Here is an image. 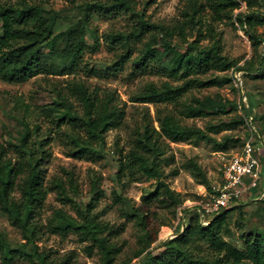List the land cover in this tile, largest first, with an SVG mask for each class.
<instances>
[{"label":"trees","instance_id":"16d2710c","mask_svg":"<svg viewBox=\"0 0 264 264\" xmlns=\"http://www.w3.org/2000/svg\"><path fill=\"white\" fill-rule=\"evenodd\" d=\"M73 1L71 0L72 3ZM198 3V0H193L192 11H183L182 21L166 26L143 19L141 13L134 11L131 0L84 2L75 6L81 10V18L75 24L59 30L56 28L58 14L45 10L42 4L31 0H0V80L23 83L41 74L73 72L79 67L81 56L88 47L86 37L93 11L104 15L125 10L131 11L136 17L135 28L128 33L105 34L108 43H117L123 49L115 66L120 67L129 60L132 73L155 71L182 81L179 85H171L168 81L159 85L146 82L130 96V101L154 105L173 103L181 107L179 111L186 118L218 119L229 115L235 110L228 100L209 96L198 98L193 95L183 99L192 89L219 86L230 81L229 77L204 79L201 75L211 70H239L235 67L237 62L234 59L221 54L220 38L212 36L213 40L209 45L199 44L197 35L200 31L196 25H201V16L206 8L210 11L212 21L230 20L234 11L244 3L246 12L236 13L234 19L244 27L254 49L263 44V50L256 60L259 69L264 66V39L255 36L253 29L264 25V10L260 11L264 8V0H204V4ZM186 28L194 29L196 38L190 42L184 40L181 46H170L169 42L174 37L185 38ZM145 34H148L147 39L141 42L137 55L131 58L134 49L132 43L142 40ZM69 91L79 102L81 113L76 112L67 98L59 93L56 95L55 107L48 111L57 112L55 124L69 145L67 155L88 157L96 146L104 143L105 133L119 126L124 112L113 103V94L109 91H105L100 97L82 81L71 82ZM246 100L248 104L243 107V112L235 111L226 121L218 120L215 124L209 122L204 129L183 125L174 113L157 110V131L151 121L142 116L136 127V140L119 159L115 177L120 180L127 175L134 179L153 180L154 188L142 196L143 201L147 204L162 203L163 207L175 214L176 208L183 204L184 199L163 181L162 165L168 163L169 157L166 156L167 149L160 138L171 142L202 141L221 152H226L229 145H233L238 146L239 151L249 136L246 117L250 116L252 126L258 129L255 142H259L262 135L257 124L258 118L252 113L247 95ZM58 106L63 109L58 110ZM21 125L22 129L15 143L9 144L13 156L8 155L5 147L0 144V211L20 231L25 242L17 248H11L0 233L1 258L7 264L20 257L25 258L28 264H70L71 255L52 256L50 250H39L35 244L40 231L36 216L46 198L43 184L44 163L50 156L47 150L50 138L48 132H41L38 124L30 126L23 119ZM233 130H243V135L231 134ZM223 131L227 132L217 139L215 135ZM187 168L198 184L210 187L211 182L206 172L195 161L189 160ZM16 179H19L18 182ZM53 187L60 199L67 198L60 181L54 180ZM71 188L75 192L73 185ZM15 190L18 191L17 198ZM99 196L100 190L93 184L91 197L84 203L83 209L77 211L76 216L63 209H55L46 224L50 233L76 235L85 244L84 251L87 255L96 253L97 264H128L137 258L140 259L138 264H264V232L241 236V248L224 238L230 232L227 227L228 215L237 211L242 219L240 206L234 204L210 219L205 226L200 224L196 211L188 216L181 231L178 228L175 237L157 244L155 242L159 226L166 224L161 222L152 230L149 227V217L138 209L132 210L125 216L134 220L137 247L128 255L125 251L126 241L119 238L121 228L101 220L93 212ZM201 243L206 245L205 250H202Z\"/></svg>","mask_w":264,"mask_h":264},{"label":"rangeland","instance_id":"374dc122","mask_svg":"<svg viewBox=\"0 0 264 264\" xmlns=\"http://www.w3.org/2000/svg\"><path fill=\"white\" fill-rule=\"evenodd\" d=\"M42 4L45 10L58 14L56 28L65 29L75 24L82 15L79 6L84 2L98 3L105 0H31ZM193 0H131L134 11L141 13L143 19L152 23H162L171 26L183 20L182 12L192 11ZM198 4H204V0H198ZM264 8L260 9V11ZM238 12H246L244 3L235 10L230 20L212 21L208 8L203 11L199 28V44L207 46L212 42V36L220 38L221 54L228 59H234L236 68L239 70L215 71L201 75V78L229 77L230 81L219 86H211L203 89L190 90L183 99L190 96L203 98L209 96L214 99L228 100L236 112H243L242 92L249 97L252 113L258 118L259 144L262 146L260 155L256 156L260 165V187L248 192L236 206H240L242 219L237 211L228 215L227 227L229 235L225 239L235 246L242 247L241 236L264 232V66L257 69V57L263 50L261 43L257 49L252 46V41L245 33L234 16ZM264 15V13L262 14ZM198 15L196 14V18ZM136 17L131 11L119 10L108 14H100L93 11L88 25L86 43L88 47L81 56L77 69L69 74H41L23 83L4 82L0 80V144L8 155L13 156L9 144H13L22 129L21 120H26L30 126L38 124L41 132H48L49 143L47 150L49 158L44 163V188L46 198L39 210L36 220L39 233L35 241L39 250H50L52 256L62 257L71 255L70 264H97L98 256L95 252L87 255L84 251V243H81L73 233L66 235L53 234L47 231L48 218L55 209H63L68 214L76 216L77 211L83 209L84 203L91 197L93 184L100 190V196L95 203L93 212L99 215L103 221H107L121 228L120 239L126 241V254L130 255L137 247L136 226L132 218L125 214L138 209L149 217V227L154 230L159 226L155 244L167 241L175 237L178 228L182 230L188 216L193 215L202 203L203 186L198 184L191 176L187 168L188 161H195L206 172L210 182H215L220 174V169L226 163L231 153L238 151V146L229 145L226 152L216 151L212 146L200 141L171 142L166 138H160L165 144L169 157L168 163L162 165L163 181L170 189L178 192L184 202L172 214L169 208L163 207L162 203H145L142 196L154 188L153 180L134 179L124 175L118 180L115 175L116 165L123 154L134 144L136 140V127L140 124L142 116L158 131L156 111H169L174 113L180 123L187 126L205 128L218 120L226 121L232 117L235 111L229 115L217 118H186L180 113V106L169 102L158 104L136 103L130 101V96L144 83L154 82L159 85L168 81L171 85L181 84V80L168 77L163 73L147 71L145 73H132L130 61L122 66H115V61L123 49L119 44H110L105 40L107 33H128L136 26ZM255 36L264 39V25L255 26ZM148 34L143 35L142 40L133 42L131 58L137 55L141 42L145 41ZM196 38V31L186 28L185 38L174 37L169 42L170 46H181L184 40L190 42ZM162 41L164 40L161 38ZM166 47L168 45L165 44ZM114 65V66H113ZM88 70H93L90 72ZM236 77L240 78L241 85ZM73 81H82L89 90L102 97L105 91L113 94V103L123 110V118L119 126L108 130L104 136V143L96 146L95 151L88 157H71L67 155L69 145L57 128L55 117L56 111L49 112L55 107L56 95L65 96L73 109L81 113V106L77 99L70 93L69 84ZM240 85V86H239ZM245 95V96H246ZM27 108H26V107ZM58 110L63 107L58 106ZM262 116V118H260ZM64 129H66V126ZM62 126V127H63ZM69 128V127H68ZM258 131V129H257ZM223 131L216 134L219 139L226 133ZM229 132V131H228ZM231 134L243 135L242 131H231ZM256 133L253 135L255 139ZM173 172H176L174 175ZM19 179H16L18 182ZM60 181L67 198L60 199L57 190L53 187V181ZM71 185L75 187L73 192ZM18 197V191H14ZM262 194V195H261ZM260 195V196H259ZM261 199V200H260ZM0 233L11 248H17L24 243L20 231L12 226L6 215L0 211ZM153 244V246L155 245ZM202 250L206 249L204 243L200 244ZM139 258L133 259L128 264H138ZM0 264L4 263L0 253ZM9 264H28L25 258H15Z\"/></svg>","mask_w":264,"mask_h":264},{"label":"built area","instance_id":"2783aa9c","mask_svg":"<svg viewBox=\"0 0 264 264\" xmlns=\"http://www.w3.org/2000/svg\"><path fill=\"white\" fill-rule=\"evenodd\" d=\"M241 85L239 77H236ZM239 85V86H240ZM242 101L246 96L242 92ZM249 136L239 151L231 153L220 169L218 179L209 188L203 186L202 203L197 208L199 222L205 226L209 220L232 207L236 202L248 195L249 191L260 187V165L256 156L260 155L262 146L255 142L253 133L257 130L251 124V117H246ZM262 195V194H261Z\"/></svg>","mask_w":264,"mask_h":264},{"label":"water","instance_id":"95a60500","mask_svg":"<svg viewBox=\"0 0 264 264\" xmlns=\"http://www.w3.org/2000/svg\"><path fill=\"white\" fill-rule=\"evenodd\" d=\"M176 236V235H175Z\"/></svg>","mask_w":264,"mask_h":264}]
</instances>
